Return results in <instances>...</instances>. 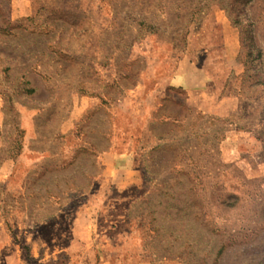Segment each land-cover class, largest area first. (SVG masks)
<instances>
[{
    "label": "rangeland",
    "instance_id": "1",
    "mask_svg": "<svg viewBox=\"0 0 264 264\" xmlns=\"http://www.w3.org/2000/svg\"><path fill=\"white\" fill-rule=\"evenodd\" d=\"M4 18L0 264H193L150 244L155 217L163 243L198 232L188 184L147 203V172L181 170L256 234L220 263L264 264V0H0Z\"/></svg>",
    "mask_w": 264,
    "mask_h": 264
},
{
    "label": "trees",
    "instance_id": "2",
    "mask_svg": "<svg viewBox=\"0 0 264 264\" xmlns=\"http://www.w3.org/2000/svg\"><path fill=\"white\" fill-rule=\"evenodd\" d=\"M10 31H12V27L9 22L5 18L0 19V35L7 36ZM29 92L32 93L33 90ZM173 147V145L167 144L159 145L156 149H171ZM187 169L191 170L188 167ZM195 169L196 167H194ZM147 174L149 177L146 180L154 183L152 196L146 198L147 203L155 202L154 205L156 206L162 204L159 198L169 197L174 200V196L169 195L168 192L174 189L175 186L189 185L188 190L192 193L191 204L193 208L187 211V214H189V217L191 216V219L197 223L199 228L191 240L189 239L191 237L190 233L188 235L185 233L178 235L176 234L177 229H170L169 236L165 240L167 242L169 237H171V240L166 244L162 241L166 228L156 223L158 220L156 217L153 218L155 221L152 227L154 235L150 244L156 252L162 251L171 256H184L188 258L189 263L193 264H221L220 262L228 257L231 249L244 246L252 241L254 237L256 238V234L252 237L253 235L251 236L249 231H244V225L238 231L231 228V222L227 215L229 211L234 210L236 207L239 201L238 197L225 198L219 194L215 195V186H208V181L193 177L184 170L176 171V175H183L184 179L170 177L169 175L155 179L150 177V173L147 172ZM208 203H212L213 206L216 205L214 210L210 209L211 213L204 211ZM152 213H155V211L153 210ZM208 213L214 215V217L210 219ZM206 216L209 217L208 220L205 219ZM179 240L182 243L176 245Z\"/></svg>",
    "mask_w": 264,
    "mask_h": 264
},
{
    "label": "crops",
    "instance_id": "3",
    "mask_svg": "<svg viewBox=\"0 0 264 264\" xmlns=\"http://www.w3.org/2000/svg\"><path fill=\"white\" fill-rule=\"evenodd\" d=\"M203 94L208 95L207 92H205V91H192V92L188 91L187 96H186L187 105H189L191 107L199 108L201 111L209 112V113H213V114H223L226 112L224 110H220L217 108H213V109L211 108L210 109V107L206 103H204L201 99L203 97L202 96ZM197 96H199V97H197ZM222 100H226V101L231 100L232 101L233 97H224ZM222 102H224V101H222ZM232 108H234V106Z\"/></svg>",
    "mask_w": 264,
    "mask_h": 264
}]
</instances>
